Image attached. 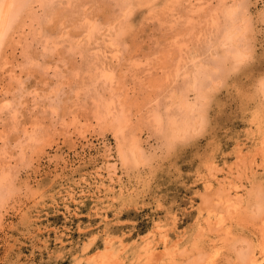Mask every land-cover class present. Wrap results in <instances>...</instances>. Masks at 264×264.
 I'll list each match as a JSON object with an SVG mask.
<instances>
[{
  "label": "rangeland",
  "instance_id": "rangeland-1",
  "mask_svg": "<svg viewBox=\"0 0 264 264\" xmlns=\"http://www.w3.org/2000/svg\"><path fill=\"white\" fill-rule=\"evenodd\" d=\"M22 1L0 264H264V0Z\"/></svg>",
  "mask_w": 264,
  "mask_h": 264
},
{
  "label": "bare ground",
  "instance_id": "bare-ground-1",
  "mask_svg": "<svg viewBox=\"0 0 264 264\" xmlns=\"http://www.w3.org/2000/svg\"><path fill=\"white\" fill-rule=\"evenodd\" d=\"M25 1V0H24ZM27 1V0H26ZM22 0H0V37L3 35L4 28L7 27L6 22L10 19L12 11H17ZM46 2V1H45ZM13 6V7H12ZM14 13V12H13ZM12 13V14H13ZM16 15V14H15ZM237 47V46H236ZM220 69V68H219ZM194 74V73H193ZM200 74V73H199ZM195 77V76H194ZM196 78V77H195ZM195 80V79H194ZM197 81V80H196ZM197 83V82H195ZM195 85V84H194ZM198 85V84H197ZM200 92V91H199ZM187 105V104H186ZM197 109V107H196ZM177 121V120H176ZM170 122V121H169ZM183 125V124H182ZM173 130V129H172ZM259 240V239H258ZM261 243V242H260ZM264 248V247H263ZM264 251V250H263ZM247 264V263H246Z\"/></svg>",
  "mask_w": 264,
  "mask_h": 264
}]
</instances>
